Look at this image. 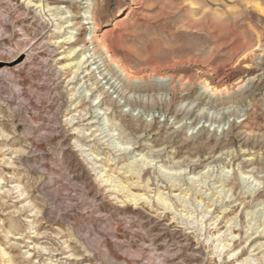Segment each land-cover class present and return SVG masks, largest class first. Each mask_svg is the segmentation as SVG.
<instances>
[{
    "label": "rangeland",
    "instance_id": "obj_1",
    "mask_svg": "<svg viewBox=\"0 0 264 264\" xmlns=\"http://www.w3.org/2000/svg\"><path fill=\"white\" fill-rule=\"evenodd\" d=\"M0 63V264H264V0H0Z\"/></svg>",
    "mask_w": 264,
    "mask_h": 264
},
{
    "label": "bare ground",
    "instance_id": "obj_2",
    "mask_svg": "<svg viewBox=\"0 0 264 264\" xmlns=\"http://www.w3.org/2000/svg\"><path fill=\"white\" fill-rule=\"evenodd\" d=\"M76 1V0H75ZM80 1V0H77ZM85 1V0H83ZM88 1V0H87ZM90 4H87V6ZM85 15H86V19H93L91 12H90V8L89 6L85 8ZM94 24V23H92ZM85 47V45H83V48ZM85 49V48H84ZM107 50V49H106ZM86 51V50H85ZM84 51V52H85ZM108 56V62L107 59L105 58H97L95 57V55L92 54H87L85 52V54H83V58L80 61V66L85 68L84 73H86L85 78L87 79H94V76L92 75L91 70L89 71L87 68L89 67L90 63L93 62V65L96 66L97 70L99 71V78H101V81L95 80L94 84H92V86H94L93 89H90V91H94V93L97 94V96H101L102 97V103L103 104H107L108 106L111 105V94H116L118 96H121V92L119 91V88L117 87V85L115 84V80L112 81L111 78L109 77L110 74H113L114 76L119 74H123L119 64L115 61H113L111 59V56ZM102 62V63H101ZM88 65V66H87ZM79 66V67H80ZM87 67V68H86ZM102 67H104V69H102ZM112 76V75H111ZM104 81V82H103ZM209 95V94H208Z\"/></svg>",
    "mask_w": 264,
    "mask_h": 264
},
{
    "label": "water",
    "instance_id": "obj_3",
    "mask_svg": "<svg viewBox=\"0 0 264 264\" xmlns=\"http://www.w3.org/2000/svg\"><path fill=\"white\" fill-rule=\"evenodd\" d=\"M4 64L3 63H0V67H2Z\"/></svg>",
    "mask_w": 264,
    "mask_h": 264
}]
</instances>
